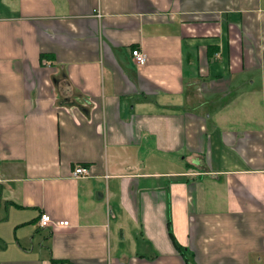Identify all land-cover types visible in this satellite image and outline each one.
Returning a JSON list of instances; mask_svg holds the SVG:
<instances>
[{
  "label": "crops",
  "instance_id": "obj_1",
  "mask_svg": "<svg viewBox=\"0 0 264 264\" xmlns=\"http://www.w3.org/2000/svg\"><path fill=\"white\" fill-rule=\"evenodd\" d=\"M0 264H264V0H0Z\"/></svg>",
  "mask_w": 264,
  "mask_h": 264
},
{
  "label": "built area",
  "instance_id": "obj_2",
  "mask_svg": "<svg viewBox=\"0 0 264 264\" xmlns=\"http://www.w3.org/2000/svg\"><path fill=\"white\" fill-rule=\"evenodd\" d=\"M132 54H133V56L135 58V61L139 65H143V64H145L147 62V54L143 50H141L139 48L133 49ZM89 173H90L89 168L86 167V166H82V165H79V166L75 167L74 172H73V174L76 177L87 175ZM39 224L42 227H50V226H53L54 224L65 226V225L68 224V221H59V222L56 221L55 222L52 219L50 214L42 213L40 218H39Z\"/></svg>",
  "mask_w": 264,
  "mask_h": 264
}]
</instances>
